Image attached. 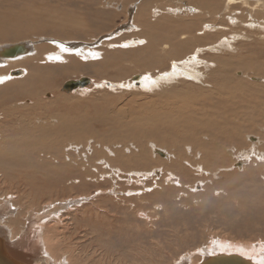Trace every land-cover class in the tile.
I'll use <instances>...</instances> for the list:
<instances>
[{
    "label": "rangeland",
    "instance_id": "rangeland-1",
    "mask_svg": "<svg viewBox=\"0 0 264 264\" xmlns=\"http://www.w3.org/2000/svg\"><path fill=\"white\" fill-rule=\"evenodd\" d=\"M64 1L0 0V10L6 9L16 11L23 6L35 5L40 12H44L50 7H61L64 8V12L67 13L70 18L73 17L83 23L81 24L82 26L80 25L82 28H77V30L74 28H63V31L58 35H54L55 33L50 30H44V32L30 33L29 37H25L26 39L17 38L16 40H5L0 43V48L6 47L5 49L3 48V50H10L18 45L32 46L31 41L35 42V47H38V49L39 47H46L49 45L51 50H53L50 52L47 62H45V67L49 69H55L58 65H64L66 61L69 62L71 59L77 61L81 67L89 68V71L77 72V75L69 76L58 83V92L56 93L59 97L58 101L51 91H45V95L42 94L43 99H45V119L48 117L46 115L50 109H54L55 111L64 110V112L66 111V115L69 113L77 115L80 111L86 110L85 108H81L83 101L85 100H93L90 108L87 109L88 113L90 115L92 114L91 116L94 115L95 110L100 109L104 112L108 110L109 113L114 110L113 112L117 113L118 110H126L128 108L127 112L132 114V109L130 108L131 97L139 100L136 103L138 108L139 106H142V104H146L145 102H153L150 100H141L138 98L137 92L145 93L152 97L155 96V94L159 95L157 93L160 91L157 88L148 89L145 87L143 89L142 85L133 83L132 77L136 72L127 73L122 77L120 74L115 75L113 72L110 74L108 73V75L106 74V76H102L96 75L94 70L89 66L93 64L97 65V63L107 58V56L111 58L112 54L116 53L121 55L120 53H128L141 47V42L136 43L135 45L130 44V46L123 45L125 44L124 42L134 39L135 35L136 37L139 35L140 31L138 32L135 24H137L136 21L140 18V6L146 1H152L153 3L156 0ZM172 6L174 9L180 7V10H178L179 12H173L172 9L167 12L170 15L175 14L179 17L188 19H196L200 17L205 21L209 18L208 15H210L206 14L200 6L199 8H197L198 6H193L192 10L187 8L183 9L184 5L182 7V4L178 1L173 3ZM236 6L237 5L235 4L229 6L230 9H233L229 10L226 7L225 2H223L221 5V12L217 13L218 15L215 17L216 22L214 20L212 21L215 28H209L208 31V28L205 29L203 27L199 30V33L201 31L200 34L202 36L210 34L213 31L211 29L222 32L225 36L224 40L228 42L232 41L230 43V45H233V47L230 48L231 50L222 48V45H229L220 42L219 44L213 43V45H200L197 50L191 48L187 54H193L199 51L197 53L198 57L201 60L210 62L208 55L209 53L214 52V50H211L210 48L218 46V51L221 49V52H224L225 55L233 54L236 49L235 52L237 55H243L241 56L242 58L251 56L256 62H263L264 45L261 43H264V15L260 16V12H262L263 9L260 8V6H253L250 8L251 11L254 12L253 18L255 20H253L250 16H247L248 10L246 6H238L237 8ZM82 9L85 12H83ZM152 10L155 11L152 12L150 19L156 18L160 15L159 9L156 5L155 7H152ZM245 10L246 12L244 13L245 15L243 16V22L241 25L238 21V16L241 14V11ZM96 11H99L102 19L94 20L92 15ZM232 16L235 18H232ZM40 17L37 16V21H42ZM244 22H246L245 25H243ZM101 24H105V26L100 27ZM222 24L226 27H222ZM27 26L28 24L26 23L21 26V30H24L20 32L21 34L25 33V28ZM89 29L91 32L89 31L88 33H85ZM140 29L141 28H139V30ZM226 30H229V33H227ZM199 33L197 36L201 37ZM233 34H235V37ZM229 39L232 40L230 41ZM50 40H56V42L54 43V41ZM107 40L108 42H105ZM141 41L144 45L145 40L141 39ZM74 42L77 44L84 42L83 44L96 47L99 56L89 58L85 55H77L73 51L69 52V50H62L61 45L64 47L65 44ZM31 46V50L33 48L36 49ZM42 51H44V49ZM33 52L36 53L37 51L33 50ZM39 56L41 57V55ZM52 56L60 57V61L51 59ZM8 66V64H6V66L4 64L0 65V70L7 73L10 71L9 69H6ZM90 68L92 70H90ZM124 68L126 67L124 66ZM18 69H24L26 72L25 67ZM206 69L207 68H204L203 70L204 74L207 71ZM47 71L49 70H42L43 73ZM25 72L21 75L11 76H13V78L22 77L25 75ZM151 73L153 74L151 76H156L160 72ZM243 73L242 70L236 71V78H241V80L236 81V83L243 81ZM147 75L148 73L143 76ZM83 77L91 78L93 80V84L88 88V90L91 91V93L88 94L89 96L82 98L83 96L80 92L68 94L62 91L65 82ZM246 79L252 84V86H255L257 90H262L264 87V75L256 76L255 74V76H248ZM120 83L123 84V87L120 86ZM42 92L43 90L41 93ZM63 96L68 97L69 100H66ZM244 97L246 96H242V98ZM260 97H262L261 100L264 101V94ZM224 98L226 99L228 96H224ZM77 100L78 102H76V104L80 106H76L74 110L72 109V106ZM20 102L22 107L28 106V104L32 103L30 99H23ZM5 103L6 102L1 101L0 99L1 107L4 106L3 104ZM115 104L117 107L113 108ZM110 105L112 106L111 108H109ZM175 106L177 107V104ZM193 107L199 108L200 106L195 105ZM201 109L202 108L199 110ZM194 113L195 112L192 111L189 114ZM261 113L264 115V107L261 108ZM37 115L39 116L40 114ZM2 117L3 115L0 117V119H2L0 120V130L2 131V127L3 131L6 130V126L10 129L11 126L8 125ZM242 118L243 117H240L241 120ZM263 122L264 121L257 122L258 124L254 123L255 128L252 130L253 133H247L246 135H251L253 138L256 136L264 137ZM92 126H94V130L99 134L108 135L115 132L113 128H110V126L104 123L100 124L93 121ZM257 137L256 139L259 138ZM261 137L258 140L264 144V138ZM246 142L248 144L242 141L236 144V146L233 144L228 145L230 153L226 152L227 154H225V156L226 158L228 156V158L226 160L227 163L225 162L226 164H224L225 167L228 168L224 170L220 169L222 166H220L217 161H213L214 159L212 156L211 159L208 157L210 161L208 158H202V160L197 159L196 161L188 160L191 165L184 162L183 168L187 169L182 173L179 172L181 169L177 168L173 162L174 155L171 153L173 150L171 148L163 149V147L154 142L149 145L153 164L148 163L145 166L143 164V167L130 168L127 170L118 167H116L117 169L112 168L107 162V159L110 161V159L117 153V149L113 146H102L99 142V146L102 147L97 151L100 152V150H102L105 155L92 161L94 166H92V170L89 167L85 168L83 166L80 167V170L79 167H77L78 165L76 167L70 165L72 168L66 167V170L51 167L50 171L53 172L49 174L45 173V171L43 174L37 173L36 170H34L36 172V174H34L31 172L33 170L29 169H17L9 177L0 173V195L1 197L4 196L3 198L0 197V205L1 203L2 205H6L5 207L9 208L8 210L14 215L17 213L21 214H19V216L22 225L20 224L19 227V223H15V226H13L16 234H20L22 232V227L27 226L29 219L32 218L36 222L35 225L32 226L33 229L36 225L37 228H39V232L44 229L42 231L45 233L43 234V238L48 237V240L53 241L49 243V245H51V252H53L54 258L56 259L55 263L58 260L57 262L62 261L64 264H175L177 261L189 260L190 258L192 264H196L203 259L202 251L212 248L216 242L222 243L225 249L230 248L231 246L234 247L236 244H238L237 246L240 245L247 249L257 247L259 249L261 246H264V160L257 156H253V158L256 159L251 157L253 160H248V157L243 158V156H245L244 154H250L253 150L255 151V149L257 150L256 152H259L258 150H260L255 147V144H249L251 141L248 142L246 140ZM251 143L255 142L252 141ZM82 144L84 145H79L81 148L80 153L77 151V153L80 154L79 157H81L79 164L86 163V161L83 162L82 160H85L86 155L89 156L91 152V154H94L96 148L91 139H89L87 143L85 142ZM89 145L92 148L91 150L89 149ZM79 146L75 144L71 148L69 145L64 150L66 151L70 148L72 150L71 152L74 153L76 152L75 150L79 149ZM154 146H156L155 149L159 148L158 150L163 151L167 156L164 157L157 152H154ZM127 147H129V149ZM121 148H124L126 151L123 150L125 155H131L138 151V146L133 142H130L127 146H122ZM190 148L191 146L189 145L186 150L189 151ZM261 150L262 151L260 152L264 154V149ZM234 152L237 153L234 154ZM241 152H243V155H241ZM258 156L260 155L258 154ZM229 159H231V161ZM239 159L244 163L243 167H240L237 164ZM71 163L73 165L77 164L76 160L71 161ZM234 163L239 167L234 166ZM203 165L204 167H202ZM118 172H123L124 174L129 175V179L120 177L117 174ZM27 173L34 174L41 181L51 184L50 187L46 188V190H38L34 193L26 183L25 179H28ZM64 173L68 174L69 179H78L77 181L80 182L76 181L77 184L71 181H64L65 183L62 182ZM90 175L93 176L91 177ZM225 176L227 180L225 179ZM40 192L43 194L45 193V195ZM39 194L43 196L41 197ZM8 196L13 199L11 202H8ZM22 197L25 198L22 199ZM20 198L24 202L22 204L20 202L19 204L16 203ZM65 200L70 201L69 203H66ZM54 202L56 203V206L52 205ZM28 205L30 207H28ZM30 209L34 210L32 211ZM38 210L42 212L39 213ZM13 219H15V217ZM8 239L12 241L10 236ZM262 252L264 253V249ZM37 256L38 257L34 256V262H37L38 259L41 260L40 251Z\"/></svg>",
    "mask_w": 264,
    "mask_h": 264
},
{
    "label": "bare ground",
    "instance_id": "bare-ground-1",
    "mask_svg": "<svg viewBox=\"0 0 264 264\" xmlns=\"http://www.w3.org/2000/svg\"><path fill=\"white\" fill-rule=\"evenodd\" d=\"M176 1L182 4V7L184 5L183 9L187 8L192 10L193 6H198L197 8L200 6L206 14H210L208 15L209 18L205 21L200 17L196 19H188L179 17L175 14L170 15L167 13L168 11L173 9V12H179L178 10H180V7L174 9L172 6ZM223 2H225L226 7L229 10H233L230 9L229 6L234 4L237 5L236 8L238 6H246L248 10L247 16H250L253 20H255L253 18L254 12L250 9L253 6H260V8L263 9V11L261 10L262 12H260V16L264 15V0H156L153 3L152 1H146L142 6H140V18L136 21L137 24H135L138 32L140 31L139 35H137L138 37L135 35L134 39L124 42L125 44L123 46H130V44L135 45L136 43L142 42L141 39L145 40V44L143 45L141 43V47L131 52L126 51L128 53H120L121 55L116 53L112 54L111 58L107 56V58L97 63V65L93 64L89 66L94 70L96 75L102 76H106V74L108 75V73L110 74L113 72L115 75L120 74L122 77L127 73L136 72V74L132 77L133 83L142 85L143 89L145 87L148 89L157 88L160 91L157 93L159 95L155 94V96L152 97L146 95L145 93L137 92L138 98L141 100H150L153 102H145L146 104H142V106H139L138 108L136 103L139 100L131 97L133 99L132 100L130 98V108L132 109V114L127 112L128 108L126 110H118L117 113L113 112L114 110L110 111V113L108 110L104 112L99 108L100 110H95L94 115L91 116L92 114L90 115L87 109L90 108L93 100L86 101L83 99L85 101H83L81 108H85L86 110L80 111L79 114L72 115L69 113L66 115V111L64 112V110L55 111L54 109H50L46 115L48 117L45 119V99H43L42 94L45 95V91H51L54 96H56L58 101L59 97L56 95L58 92V83L62 81V79L69 76L77 75V72L89 71V68L81 67L77 61H73L71 59L69 62L65 60L66 62L64 65H58L55 69H49L45 67V62H47L48 56H50L49 54L53 50H51L49 45L46 47H39L38 49V47H35V42L33 41H31V44L36 49L33 48L31 50V45H18L19 47L15 46L21 51L19 53L20 55L18 54L19 56L17 54L10 55L12 53L7 52V50H3L4 47L0 48V65L4 64L6 66V64H8L9 66L6 69L10 70L7 73L0 70V81H2L0 82V99L1 101L6 102L3 104L4 106H0V117L3 115V120L11 126L10 129L6 126L5 128L7 129L3 131L2 124V131L0 130V173L9 177L17 169H29L33 170L31 172L34 174H36L34 170H36L37 173L43 174L45 171V173L49 174L53 172L50 171L51 167L66 170L67 168H72L71 166L76 167L77 165L80 170L81 166L85 168L89 167L92 170V161L105 155L102 150H100V152L97 150L105 145L113 146L117 149L115 156L111 158L110 161L107 159V162L112 168L118 167L124 170L130 168H140L143 164L145 166L148 163H152L151 151L149 147L152 142L163 147V149L171 148L173 150V152L171 151L174 155L173 162L177 168L181 169V171H179L181 173L187 169L183 168L184 162L191 165L188 160L196 161L197 159L202 160V158L207 159L208 157L211 159L212 156L214 159L213 161H217V163L222 166L220 169L224 170L228 168L224 165L227 163L226 160L228 156L226 158L225 154H227L226 152H229L228 145L233 144L236 146V144L242 141L248 144L246 140L248 142H255H250L249 144H255L256 146H253L260 150H258L259 152H256L257 150L255 149V151L253 150L250 154H244L245 156H243V158L248 157V160H253L256 159L253 158V156H257L264 160V154L260 152L262 151L261 149H264V144L258 140L261 136H258L259 138L256 136L258 138L256 139V137L253 138L251 135H246L247 133H253L252 130L255 128L254 123L264 121V115L261 113V108L264 107V101H262V97H260L264 94V87L262 90H257L255 86H252V84L246 79V77L255 76V74L256 76L264 75V61L256 62L254 58H251V56L242 58L241 56L243 55H237L235 52L236 49L234 51L236 54L233 53L225 55L224 52H221V49L218 51V46H213L211 48L208 47L211 50H214L213 53H209L208 55L210 62L201 60L197 54L199 51L197 53L187 54L191 48H195L197 50L200 45H213V43L219 44L221 42L229 45H224V47L221 44L222 48L230 49L233 47V45H230L232 39H229L231 42L224 40L225 36L220 31L211 29L213 31L210 34L203 36L200 34L201 31L199 33V30L203 27L205 29L208 28V31L209 28H215L212 21H215V17L218 15L217 13L221 12V5ZM155 5L158 7L160 15L156 18L150 19L152 12L155 11L152 10V7H155ZM83 12L85 11L83 10ZM245 12L246 10L241 11V14L238 16L240 24L243 22ZM36 15L39 17L41 16L40 18L42 21H37L38 18ZM92 17L94 20H100V18L102 19L99 11H96ZM232 18L235 17L232 16ZM25 23L28 24V26L25 28V33L21 34L20 32L24 31L21 30V26ZM245 23L246 22H244L243 25H245ZM81 24L83 23L79 20H76L73 17L70 18L69 15L64 12V8L61 7H50L44 12H40L35 5L23 6L16 11L6 9L0 10V43L5 40L11 41L16 40L17 38L22 39L29 37L30 33L44 32V30H50L55 33L54 35H58L63 31V28H74L77 30V28L82 26ZM105 24H101L100 27H104ZM223 26L224 25L222 24V27ZM139 28L141 29L139 30ZM89 31L90 29L85 33H88ZM226 31L229 33V30ZM198 33L201 37L197 36ZM233 36L235 37V34H233ZM50 41H54V43L56 42V40ZM105 42H108V40ZM83 43H68L65 44L63 48H66L69 52L73 51L77 55L81 54V56L85 55L89 58L99 56V52L96 47ZM261 44L264 45V43ZM43 49L44 51H42ZM33 50H36L37 52L34 53ZM39 55H41V57ZM58 61H60V59ZM124 66L127 69L124 68ZM24 67L26 72L24 69H18ZM91 68L90 70H92ZM204 68H207L205 74L203 72ZM43 69H48L49 71L43 73ZM16 70L20 71L18 75L24 74V72L25 75L13 78V76H11V72ZM238 70H242V72H244V75L242 76L244 79L240 83H236V81L241 80V78H236L235 76L236 71ZM151 72L160 73L156 76H151L153 75ZM146 73H148V75L143 76ZM92 84L93 80L90 85ZM90 85L84 88H79L78 90L68 94L80 92L83 96L82 98H85L91 93V91L88 90ZM122 85L123 84L120 86ZM42 90L43 92L41 93ZM224 96H228V98L225 99ZM242 96L246 97L242 98ZM65 98L66 100H69L68 97ZM23 99H30L32 103L28 104V106L22 107V105H20V101ZM76 102H78V100L75 101L72 109L76 106H80L76 104ZM176 104L177 107L175 106ZM195 105H199L200 107L194 108L193 106ZM111 107L112 106L110 105L109 108ZM116 107L117 105L115 104L113 108ZM200 108L202 109L199 110ZM192 111L195 113L189 114ZM37 114L40 115L38 116ZM240 117H243L242 120ZM93 121H95V123L107 124L117 133L113 132L112 134H108L109 136L99 134L94 130V126H92ZM89 139L92 140L94 143L93 145L96 147L95 152L94 154H91V152L89 156L86 155L85 160L81 159L83 162L86 161V163L79 164L81 158L79 157L81 149L79 145H84L82 143H87ZM99 142L102 146H99ZM130 142H133L138 146V151L132 153L131 155H125L123 153L125 150L121 147L127 146ZM75 144L79 146L78 150L74 149L76 152H71L72 150L70 148L66 150L67 152L64 150L69 145L72 148ZM189 145L191 148L187 151L186 148ZM156 146L153 147L154 152H162L165 154L163 151L158 150L159 148L155 149ZM127 148L129 149V147ZM89 149H92L90 145ZM77 151L79 153H77ZM236 153L237 152H234V154ZM241 153V155H243V152ZM258 154L260 156H258ZM165 156L167 155L165 154L164 157ZM73 160H76L77 164L73 165L71 163ZM229 160L231 161V159ZM237 164L240 167H243L244 163H242L241 159H239ZM233 165L238 166L235 163ZM202 167H204V165ZM66 173L63 174V177L59 176L62 177V182L71 181L76 183L78 179H69L68 174ZM34 174L27 173L28 179H25L26 183L30 186L31 191L35 193L38 190H46V188L50 187L51 184L41 181ZM117 174L124 179H129V175H126L123 172H118ZM40 193L43 194L42 192ZM41 194L39 195L41 196ZM43 195H45V193ZM24 198L25 197H22V199ZM20 199H18L16 203L19 204L20 202L22 204L24 202ZM12 200L13 199L8 196V202H11ZM67 200H65L66 203H69L70 200ZM52 205L56 206V203L54 202ZM5 206L6 205H2V203L0 205V248L5 257L7 256L8 258H6L9 259L12 264H23L24 261L31 264L35 261L34 258L38 257L37 255L39 251L41 260L38 259L37 262L32 264H64L62 261L57 262L58 260L55 263L56 259L54 258L53 252H51V245H49V243L53 241L48 240V237L43 238V234L45 233L42 231L44 229L39 232L37 225L34 229L32 228V226L36 223L33 218L29 219L28 225L26 224L27 226L22 227V232L20 234H16L13 226H15V223H19L18 226L21 224L19 216L20 213L14 215L8 210L9 208H6ZM28 207L30 206L28 205ZM38 211L39 213L42 212L40 210ZM14 217L15 219H13ZM5 235H8L7 238L9 236L11 237L12 241L9 240L11 244L7 241L8 239H4L3 241ZM237 245L238 244L234 247L231 246L232 248L230 247L225 249L222 243L216 242L212 248L202 251L203 259L196 264H199L202 260H205L210 256L212 257L217 255V253L239 255L255 264H264V253L262 252L264 246H261L259 249L257 246V248L247 249L246 247ZM8 248H10V251L6 250ZM180 263L192 264V260L189 258V260H182L180 262L177 261L175 264Z\"/></svg>",
    "mask_w": 264,
    "mask_h": 264
},
{
    "label": "water",
    "instance_id": "water-1",
    "mask_svg": "<svg viewBox=\"0 0 264 264\" xmlns=\"http://www.w3.org/2000/svg\"><path fill=\"white\" fill-rule=\"evenodd\" d=\"M19 47V46H16ZM13 47L10 50H7V52L12 53L10 55H16L19 54L21 51L18 50V48ZM16 50V51H15ZM20 73V71L16 70L11 72L12 75H18ZM91 79L87 78V77H83L80 78L78 80H69L67 82H65V84L62 87V91L66 92V93H70L73 91L78 90L79 88H84L88 85L91 84ZM159 153L161 156H164L165 154H163L162 152H157ZM4 239H8L7 236H4ZM8 242L11 244V242L8 239ZM10 251V248L6 249ZM7 257V256H6ZM5 257V255L3 254V251L0 248V264H12L11 261L9 259H7ZM34 263V261L32 262ZM31 263V264H32ZM23 264H29L28 262L24 261ZM199 264H255L253 262H250L249 260H247L246 258L239 256V255H234V254H228V253H217V255L215 256H210L205 260H202Z\"/></svg>",
    "mask_w": 264,
    "mask_h": 264
},
{
    "label": "snow or ice",
    "instance_id": "snow-or-ice-1",
    "mask_svg": "<svg viewBox=\"0 0 264 264\" xmlns=\"http://www.w3.org/2000/svg\"><path fill=\"white\" fill-rule=\"evenodd\" d=\"M142 43V42H141ZM61 48L64 50V51H67V49L66 48H63V45H61ZM93 55H95V54H93ZM51 59H56V60H59L60 59V57H51ZM0 82H2V81H0ZM122 87H123V85H122Z\"/></svg>",
    "mask_w": 264,
    "mask_h": 264
}]
</instances>
